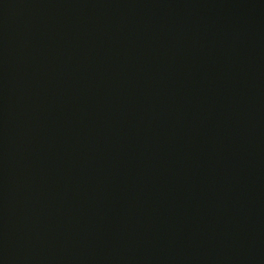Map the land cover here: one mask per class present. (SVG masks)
<instances>
[{"label":"water","instance_id":"obj_1","mask_svg":"<svg viewBox=\"0 0 264 264\" xmlns=\"http://www.w3.org/2000/svg\"><path fill=\"white\" fill-rule=\"evenodd\" d=\"M0 264H264V0H0Z\"/></svg>","mask_w":264,"mask_h":264}]
</instances>
